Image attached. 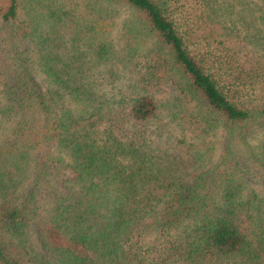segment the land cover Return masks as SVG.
Instances as JSON below:
<instances>
[{"label": "trees", "instance_id": "16d2710c", "mask_svg": "<svg viewBox=\"0 0 264 264\" xmlns=\"http://www.w3.org/2000/svg\"><path fill=\"white\" fill-rule=\"evenodd\" d=\"M180 1L0 0V264H264V0Z\"/></svg>", "mask_w": 264, "mask_h": 264}, {"label": "rangeland", "instance_id": "374dc122", "mask_svg": "<svg viewBox=\"0 0 264 264\" xmlns=\"http://www.w3.org/2000/svg\"><path fill=\"white\" fill-rule=\"evenodd\" d=\"M196 0H183L178 3L180 5V9L186 14V19L189 21V24L192 27V31L194 33L199 32V24H202V21H205V15L203 17L200 16L201 11H200V4L199 0L198 3L195 2ZM206 34H209L211 39H216L215 42L211 43L210 48L214 50L216 53H224L225 51H221V49H231V51H228L230 56L232 57L231 59V64L232 66L235 67V40H230V41H225L223 37L221 36H215L214 34H211V31L206 29L204 30ZM220 35V34H219ZM110 38L112 41L116 43L117 41V29H115L111 34ZM220 41H223L224 45L220 46L219 48H216L217 51L215 50V46L220 45ZM232 46V47H231ZM120 45L117 44V48H119ZM234 51V52H233ZM147 94H150L155 102L157 103L158 106L161 107L162 109V116H163V121H168L169 122V116H168V110L163 106L166 105L167 103H172L177 97V91L172 87L169 81L166 80H161V82L149 89L147 91ZM171 105H174L173 103ZM170 105V106H171ZM170 112L177 113L178 117H180L182 114L179 112V109L174 105L170 107ZM161 117V116H160ZM189 122L185 124V128L187 127V130L184 132L187 137H189L191 133L192 126L188 127ZM173 134L172 139L170 140V145L173 149L170 148L169 152L172 153L174 156L175 154L178 155H183L182 150L180 146L176 144V140L180 136V131L181 129L179 128H173ZM194 134V133H193ZM219 136V134H217ZM217 141L214 143V150L213 154L215 155L214 158L216 159L218 155L220 154V144H219V139H216ZM184 158V156H182Z\"/></svg>", "mask_w": 264, "mask_h": 264}]
</instances>
